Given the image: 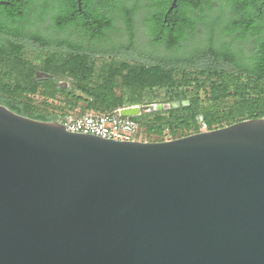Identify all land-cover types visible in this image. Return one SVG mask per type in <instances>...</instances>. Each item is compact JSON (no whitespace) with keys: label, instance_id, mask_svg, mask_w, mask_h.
<instances>
[{"label":"water","instance_id":"obj_1","mask_svg":"<svg viewBox=\"0 0 264 264\" xmlns=\"http://www.w3.org/2000/svg\"><path fill=\"white\" fill-rule=\"evenodd\" d=\"M0 264H264V119L116 141L0 105Z\"/></svg>","mask_w":264,"mask_h":264},{"label":"trees","instance_id":"obj_2","mask_svg":"<svg viewBox=\"0 0 264 264\" xmlns=\"http://www.w3.org/2000/svg\"><path fill=\"white\" fill-rule=\"evenodd\" d=\"M263 1L177 0L168 12L172 0H81L80 11L77 0H46L44 8L52 12L50 28L54 34L74 26L91 41L104 39L113 29L109 12L119 15L131 35L134 15L145 10L143 24L150 37V50L138 52L141 61L110 60L97 67L96 57L106 58L115 50H137L130 43L86 52L69 39L54 35L46 41L51 46L49 52L37 63L24 57L18 42L0 38V105L36 121L56 122L67 114H103L134 106L177 103L169 110L131 117L139 131L144 128L150 142L200 133L202 123L206 131H212L245 120L264 119ZM28 3L30 7L31 0ZM3 9L0 7L2 34L9 38L24 35L43 45L36 33L14 31L16 17L3 13ZM215 9L216 14L206 19L205 11ZM72 10L95 20L97 33L71 22ZM199 24L207 29V39L196 43L188 53L177 54L186 32ZM158 25L173 26L179 33L173 37L171 31L159 32ZM63 45L68 49L65 53L61 52ZM155 47H162L165 53L156 52ZM36 71L50 77L37 79ZM62 78L72 81L71 88L60 87Z\"/></svg>","mask_w":264,"mask_h":264},{"label":"flooded vegetation","instance_id":"obj_3","mask_svg":"<svg viewBox=\"0 0 264 264\" xmlns=\"http://www.w3.org/2000/svg\"><path fill=\"white\" fill-rule=\"evenodd\" d=\"M46 0H31L30 7L28 0H0V7H3V13H11L15 15L16 22L12 24L14 31L22 30L25 34H38L42 37L44 43L40 45L39 43L34 42L33 40H28L24 35H14L13 38H9L0 32V38L3 39H11L14 42H18L23 46V49H27L31 52L32 58L31 60L36 61L37 63L42 60H37L36 57L38 55H46L51 46L46 44V41H49L52 36L57 35L61 40L69 39L71 42H74L77 47L81 50L84 48L86 52L96 51L99 48H107L113 49L118 48L120 46H127L130 43L133 44L135 50H142L141 48L145 47V41L147 39L148 34L146 32V27L143 24V19L145 17V10H140L134 15L133 20V31L132 34L129 35L125 25L120 19L119 15L116 12H109L110 16L114 19L113 29L106 32V37L102 40H89L88 37H83L81 33L74 26L65 29L61 33L54 34L51 30V10L45 9L44 6ZM264 3V1H263ZM130 5L131 2H128ZM213 5L218 7V2L214 1ZM28 8L22 9L23 7ZM80 11V10H79ZM264 12V10H263ZM216 14V9L213 11H205L206 19H211L213 15ZM256 19H259L256 16ZM71 22L77 24L78 26H84L88 31L92 33H97L98 31V23L94 21H90V17L83 13H75L73 10L70 12ZM166 22V21H165ZM170 25H165L164 27L158 25L159 32L168 30L171 31L173 37L177 36L179 31L174 32V27ZM208 31L206 28L202 27L201 24L196 26L194 30H188L186 35L184 36L181 46L179 49H176L177 54H186L189 49L194 46L196 43H200L207 39ZM150 38V37H149ZM46 44V45H45ZM64 46V45H63ZM65 46L61 49V52H67ZM155 51L158 53H165L162 47H155ZM132 53H138L137 51H120L115 50L108 53L105 57L109 59H129V56ZM34 55V56H33ZM36 55V56H35ZM45 58V57H44ZM43 58V59H44ZM41 59V58H40ZM136 60V59H133ZM137 60H142V58L137 55Z\"/></svg>","mask_w":264,"mask_h":264},{"label":"built area","instance_id":"obj_4","mask_svg":"<svg viewBox=\"0 0 264 264\" xmlns=\"http://www.w3.org/2000/svg\"><path fill=\"white\" fill-rule=\"evenodd\" d=\"M122 109L103 114H67L59 118L56 123L63 126L69 133L79 132L101 139L116 141H136L139 126L131 117L123 116L121 114ZM201 130L206 131V125L204 123L201 124Z\"/></svg>","mask_w":264,"mask_h":264},{"label":"rangeland","instance_id":"obj_5","mask_svg":"<svg viewBox=\"0 0 264 264\" xmlns=\"http://www.w3.org/2000/svg\"><path fill=\"white\" fill-rule=\"evenodd\" d=\"M149 41H150V38L147 37L146 41H145V47L141 48L142 50L138 49L137 52H141V51H148L150 50V46H149ZM0 42H3L2 39H0ZM163 54V53H161ZM23 55L25 58L27 59H31L32 58V54L29 50L25 49L23 50ZM137 55L138 53H132L130 56H129V59H125L126 61L130 62L132 61L133 59H136L137 60ZM34 56V55H33ZM36 56V55H35ZM46 55H38L36 57L37 60H43V58L45 57ZM41 58V59H40ZM113 61L114 63H119L121 61H123L122 58H118V59H109V58H102V57H96L95 59V62H96V66L97 67H100L101 63L102 62H108V61ZM139 61V60H138ZM0 77H2V75L0 74ZM5 81L6 82H10L11 84H14V80L12 79H8V78H5ZM59 82H62V85H64L67 88H71L72 86V81L70 79H67V78H62V79H59ZM146 99H150L149 97H146ZM185 103V102H184ZM160 105V104H158ZM161 105H165V104H161ZM171 106H177V103H173V104H170ZM68 111H71L72 110H68ZM137 140L136 141H139V142H150L148 141V138L146 137L145 135V131H144V128L141 127V131H139L138 135H137ZM170 140L168 136L165 137V141H168Z\"/></svg>","mask_w":264,"mask_h":264}]
</instances>
